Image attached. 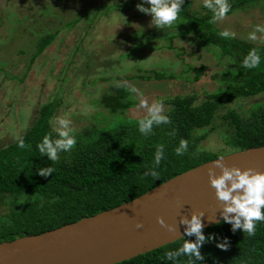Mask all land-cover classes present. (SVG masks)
Instances as JSON below:
<instances>
[{"label":"trees","instance_id":"1","mask_svg":"<svg viewBox=\"0 0 264 264\" xmlns=\"http://www.w3.org/2000/svg\"><path fill=\"white\" fill-rule=\"evenodd\" d=\"M56 1L58 0H41L38 4L37 0H32L30 6L37 9L36 14L51 8L54 10L51 14L53 16L60 3ZM262 1L264 2L229 0L231 10L226 18L246 11ZM138 3L140 2L132 3L136 11L138 10L135 6ZM125 5L131 4L115 3L100 6L70 20L54 33L41 35L20 77L9 74L7 69L10 61L6 58L8 53L5 49L8 46L9 29L13 33L16 26L21 25L26 19H18V16L9 17L8 12L4 19L0 17V33L1 35L4 33L5 36L0 38V75L17 82V85L30 86L25 80L29 78L35 61L48 52L58 59V53L52 47L58 42H69L73 37L74 25L83 24L85 21L95 25L100 17L105 18L111 12L120 18V14L117 13ZM190 6L184 1L182 11L173 25L161 30L152 25L154 28L152 33L158 34L159 39H164L163 33L175 31L176 34L166 35L169 50H175L171 45L174 39L193 36L198 42L199 50L212 53L213 57L224 65V69L215 74L217 77L215 81L219 83L217 90L205 94L200 103H197L198 96L195 94L176 95L164 100L163 104L168 107L165 113L169 116L170 123L154 125L152 132L144 135L138 131L137 120L141 117L124 116L129 109L138 106L137 94L130 92V88L134 86L140 89L142 85L152 83L160 85L159 83L163 81L178 79L183 72L179 70L174 74L161 70L166 67L163 62L152 66V70L142 71V74H138L140 68L137 66H134L137 67L136 72L133 67L129 74H125V71L127 72L125 68H120L119 74L123 76L120 81L128 86L117 84L110 92L94 98L90 103L93 114L91 113L90 118L85 120L84 128L81 131L73 130L77 139L76 145L70 151L60 152L56 161H50L46 156H42L37 144L48 132H52L55 138L52 121L62 106V99L58 94L50 101L37 100L38 109L32 125L21 136L11 138L7 145L0 148V204L3 209L0 215V243L39 235L75 223L82 218L95 216L130 202L173 177L218 156L264 146V102L252 104L248 110L241 106L248 99L264 95V46L220 36L221 31L217 29L216 22H212V13L202 8L204 15L200 16L199 13L191 12ZM146 17H149L148 14L141 12L136 14V18ZM141 28L127 36L133 38L135 47L117 59L128 60L132 58L133 52L135 54L139 52L140 47L149 38L147 37L149 34ZM67 45L64 44V47ZM252 48L257 49L261 55V64L255 69H248L243 67L242 61ZM22 55L25 56L24 52H19L15 57ZM74 56L73 52L71 58ZM85 56L87 71L92 65L88 62L90 57ZM65 61L66 58H62L61 63ZM12 62L14 61L11 60V64ZM183 69L185 73L192 74L191 78L183 81L192 84L199 81L206 70L202 64L183 66ZM96 86V81L85 77L80 84L79 93L85 94L92 88L93 90L95 88V92H100L99 86L97 88ZM139 92L141 94V91ZM223 108H225L221 117L223 131H220L219 127L214 126V122ZM102 118L107 122L101 121ZM216 131L220 132L219 141L222 140L218 149L214 148L215 151L208 146L201 147L200 144ZM20 138L23 139L25 148L18 146ZM181 138L188 141V146L187 151L178 156L174 149ZM159 145L164 146V158L157 166L154 155ZM45 166L53 167L54 172L47 177L37 175V169ZM148 169L155 170L158 179L145 176L144 172ZM209 233L215 234L217 239L227 237L228 247L226 250L217 248L216 240L205 243L200 249L204 260L198 261L197 264H264V222H257L254 236H249L247 232L241 230L233 232L231 225L223 221L204 230L206 236ZM181 243L180 239L118 264H177L164 259L163 256L165 251L175 250ZM178 260L179 264H187L186 257H180Z\"/></svg>","mask_w":264,"mask_h":264},{"label":"rangeland","instance_id":"2","mask_svg":"<svg viewBox=\"0 0 264 264\" xmlns=\"http://www.w3.org/2000/svg\"><path fill=\"white\" fill-rule=\"evenodd\" d=\"M31 1L0 0V17L4 19L9 12V17L18 16V19H26L22 23L23 25L16 26L13 33L9 29L8 46L6 49L1 48L8 53L6 58L10 61V65L7 70L12 76H21V71L26 68L30 58L29 55L34 52L35 44L41 35L54 33L70 20L100 6L115 3L131 5H125L123 9L119 10L120 12L117 14H120V18L116 14V16L112 15L111 12L105 18L100 17L95 25L88 24L86 21L83 24L74 25L71 40L67 43L65 41L55 43L52 47L58 53V59L48 52L35 61L29 78L25 80L27 85L30 86L17 85V82L10 81L2 74L0 75V148L7 145L11 138L14 139L21 136L32 125L38 109L37 100L38 102L50 101L58 94H60L62 99V106H60L52 121L53 127L55 128L58 117L67 118L71 121L73 130L81 131L85 126V120H88L92 113L90 103L94 98L102 96L105 92H110L111 88L117 84L127 85L120 81L123 78L122 74H119L120 68H125L127 70L125 74H129L130 71H133V67L137 66L140 68L138 74H142V71L152 70V66L163 62L166 67L161 70L174 74H177L180 70V72L184 73L180 76L177 75L179 76L178 79L168 82L163 81L159 83L160 85L153 83L142 85L138 89L141 94L140 92L139 95L137 94L138 106L135 109H129L124 114L127 118H139L146 115L145 109L139 106L141 99H145L151 104L155 101L167 100L176 95L195 94L198 96L197 103H200L205 94L213 93L218 88L219 83L217 84V81H215V78H217L215 74L222 71L224 65L219 63L212 53L199 50L197 48L198 42L193 36L174 39L171 45L174 46L175 50H169L167 48L169 42L166 40V35L168 33L176 34V32L167 31L163 33L164 39H159L158 34L154 35L152 33L154 28L151 27L153 24L151 23L150 15L145 19L136 18V14L139 11L135 10L132 3L134 1L141 2V0H58L56 2H60L57 5L59 7L53 16L51 14L54 10L51 8H46L40 14H36L37 9L30 6L32 5L30 4ZM184 1L191 5V12L199 13L200 16L204 15L202 10L203 0ZM39 2L41 0H37L38 4ZM215 24L220 31L227 29L234 33L233 38L235 39L264 46V33L256 32L257 38L255 40L250 39V35L254 33L256 25L264 27L263 1L246 11L218 20ZM141 27L149 34L147 35L149 38L145 40L139 52L136 54L133 52L132 58H128V60L117 59L118 56L127 53L135 47L133 38H127V36ZM2 37H5L4 33L2 35L0 33V38ZM64 44H68L67 47H64ZM19 52H24L25 56L22 55L16 58L15 55ZM73 52L75 56L71 58ZM85 55L90 57L88 62H91L92 65V68L87 71H85ZM195 57H199V59ZM62 58H66L64 63H61ZM11 60L14 61L12 64ZM199 64L204 65L206 68L199 81L193 84L183 81L192 77V74L185 73L183 66H197ZM137 67H134L135 72ZM156 70L159 69L156 68ZM85 77L96 81V88L99 86L100 92H95V88L94 90L92 88V90L88 89L85 94H80V84ZM92 86L94 87V85ZM263 102L264 95H259L246 100L241 106L243 109L248 110L252 104ZM224 109L218 113L214 122V126L219 127L220 131H223L221 117L224 114ZM167 111L168 107L164 103V112ZM101 121L107 122L103 118ZM89 122L91 124V119ZM219 133L218 131L211 133L200 144L201 147L206 148L208 146L210 149L216 148L217 150L222 142V140L221 142L219 141ZM2 213L3 209L0 204V215Z\"/></svg>","mask_w":264,"mask_h":264},{"label":"water","instance_id":"3","mask_svg":"<svg viewBox=\"0 0 264 264\" xmlns=\"http://www.w3.org/2000/svg\"><path fill=\"white\" fill-rule=\"evenodd\" d=\"M223 157L229 167L264 172V146ZM209 167H214L211 161L95 216L0 243V264H118L180 240L185 227L179 223L181 216L202 211L204 230L210 228L223 220L221 202L208 182ZM214 171L219 174V169ZM157 217L176 231H168Z\"/></svg>","mask_w":264,"mask_h":264},{"label":"clouds","instance_id":"4","mask_svg":"<svg viewBox=\"0 0 264 264\" xmlns=\"http://www.w3.org/2000/svg\"><path fill=\"white\" fill-rule=\"evenodd\" d=\"M145 4L147 7H145ZM184 0H141L136 4V9L144 14L151 16V23L156 28L171 27L177 20ZM202 7L208 9L212 13V22L223 20L231 10L229 0H203ZM256 32L264 33V27L255 26L254 33L250 35V39L255 40ZM220 36L231 38L234 33L227 29L220 32ZM261 64V55L257 49H249L247 55L242 61V65L248 69H255ZM130 92L139 95L136 87H131ZM139 106L146 111V115L137 120L138 131L141 134H150L153 126L161 124H169L170 118L164 112V104L162 100L155 101L151 104L145 99H141ZM173 130V134H174ZM55 138L52 132L46 133L37 144L39 153L46 156L50 161H56L60 152H67L74 148L77 143L75 132L71 127V121L67 118H57L54 128ZM18 146L25 148L26 145L22 138L18 140ZM188 141L181 138L178 146L174 149L176 155L181 156L187 151ZM164 158V146L159 145L155 150L154 160L158 166ZM223 156L211 161L214 167L207 169L208 182L213 188L215 197L221 202L219 215L224 223L231 225V231L241 230L247 232L249 236L256 233L257 222H264V172L256 171L248 168L241 170L235 166H227L222 160ZM214 169H219L217 174ZM51 166L40 167L37 169V175L47 177L54 172ZM145 176H151L158 179V173L153 169L144 172ZM204 213L192 212L189 217H180L179 223L184 225V235L180 236L182 243L175 250H167L164 252L163 258L168 261L177 262L178 258L186 257L187 264H197L198 261L204 260L201 253V247L210 241L216 240V247L226 250L228 247L227 237L217 239L215 234H204L202 217ZM157 222L166 227L168 231H176L174 226L165 225L164 221L157 217ZM219 222V221H217ZM141 225L137 224L139 228ZM192 237L194 239H185Z\"/></svg>","mask_w":264,"mask_h":264}]
</instances>
